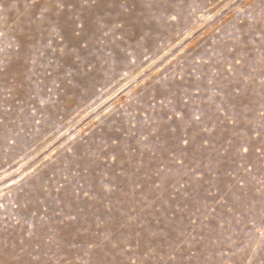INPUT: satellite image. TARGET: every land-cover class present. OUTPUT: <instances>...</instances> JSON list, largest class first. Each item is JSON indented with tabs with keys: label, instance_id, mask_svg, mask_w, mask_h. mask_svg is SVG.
<instances>
[{
	"label": "rangeland",
	"instance_id": "rangeland-1",
	"mask_svg": "<svg viewBox=\"0 0 264 264\" xmlns=\"http://www.w3.org/2000/svg\"><path fill=\"white\" fill-rule=\"evenodd\" d=\"M0 264H264V0H0Z\"/></svg>",
	"mask_w": 264,
	"mask_h": 264
}]
</instances>
